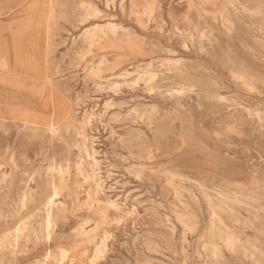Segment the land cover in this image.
I'll list each match as a JSON object with an SVG mask.
<instances>
[{
  "label": "rangeland",
  "instance_id": "obj_1",
  "mask_svg": "<svg viewBox=\"0 0 264 264\" xmlns=\"http://www.w3.org/2000/svg\"><path fill=\"white\" fill-rule=\"evenodd\" d=\"M260 3L0 0V264H264Z\"/></svg>",
  "mask_w": 264,
  "mask_h": 264
},
{
  "label": "bare ground",
  "instance_id": "obj_2",
  "mask_svg": "<svg viewBox=\"0 0 264 264\" xmlns=\"http://www.w3.org/2000/svg\"><path fill=\"white\" fill-rule=\"evenodd\" d=\"M261 4H264V3H260V5ZM262 10V9H261ZM260 11V10H259ZM227 19H229L228 17H227ZM227 19H225V20H227ZM231 20V18L229 19V21ZM228 21V22H229ZM231 22V21H230ZM233 23V22H232ZM111 25H110V28L112 29V39H113V41L114 42H116L117 40H118V36H117V34H116V30H115V27H116V25L113 23V22H111L110 23ZM229 25V24H228ZM227 25V26H228ZM231 26V25H230ZM206 27V26H205ZM233 27V26H232ZM205 30H206V28H205ZM193 32H195V31H192V34L194 35V33ZM201 35V34H200ZM206 35H207V33H206ZM205 34L203 35V36H206ZM92 37V41H93V43L95 44V43H101L100 42V40H99V38L98 39H96L94 36H91ZM204 38V37H203ZM134 39L133 38H129V36L127 35V37L125 38V40H122V41H124V42H132ZM209 40H210V38H209ZM100 51V50H99ZM99 64V63H98ZM104 64V63H103ZM52 104V103H51ZM53 105V104H52ZM15 119V118H14ZM14 119H13V121H14ZM111 119V118H110ZM16 123V122H15ZM102 124V123H101ZM17 125V124H16ZM19 126V125H18ZM119 136V135H118ZM94 161V160H93ZM166 169V168H165ZM9 180V179H8ZM32 181H33V179H32ZM15 183V182H14ZM7 185V184H6ZM9 186V185H8ZM6 187V186H5ZM59 194V192L56 190V192H55V194L52 196V197H50L49 199H48V203H47V205L48 206H52L54 203H55V196H57ZM204 194V193H203ZM220 195H221V192L219 193ZM222 195H224V193L222 194ZM139 197H140V195H139ZM225 198H226V196H225ZM63 199V198H62ZM38 203V202H37ZM146 203V202H145ZM109 204L110 205H112V206H114V205H116L117 206V208H118V205H117V203L115 202V201H111V202H109ZM36 205V204H35ZM208 205H209V208L210 207H212V208H210L211 210H210V215H211V220H210V222H211V228H213L214 226H215V223H216V221L217 220H221L220 219V212H219V210L221 209V204H217V205H215V202L210 198V197H208ZM111 206V207H112ZM115 206V207H116ZM217 206V207H216ZM225 206V205H224ZM115 207H113V208H115ZM135 207V206H134ZM228 208V207H227ZM230 209V208H229ZM221 210H223L224 211V209H221ZM226 210V209H225ZM222 211V212H223ZM20 215V214H19ZM47 236H46V238H47V240H50L51 238H52V229H54V227H55V223H54V221H53V219H52V217H51V214H49L48 215V217H47ZM87 223V221H85L84 223H82L80 226H79V234H85L86 233V229H85V224ZM55 224V225H54ZM28 228V224L27 223H23L21 226H19L17 229H16V234L17 235H20L21 233H23V232H25L26 231V229ZM75 230V229H74ZM56 232V231H55ZM90 237V236H89ZM0 242H1V240H0ZM226 244H228L229 243V241H228V239H227V241L225 242ZM20 245V240H19V238H18V236L16 237V239H15V242H14V244H13V246L14 247H18ZM214 245V244H213ZM215 245H218V244H215ZM214 245V246H215ZM228 245H230V244H228ZM43 247V246H42ZM229 247V246H228ZM105 248H106V244L103 242L101 245H99L98 247H97V251H96V256H95V258H97V259H99L101 256H102V254L104 253V251H105ZM215 248V247H214ZM46 249H48V248H46ZM217 249V248H216ZM206 251V250H205ZM75 252V248L74 249H67L66 247H63V246H59L58 247V252H47V254L45 255V258L44 259H42L41 260V263L42 264H49L48 263V260L51 258H54L55 260H57V262L59 263V264H61V263H63L65 260H67V259H69L70 260V258H71V255L73 254ZM114 252V251H113ZM95 253V252H94ZM206 253V252H205ZM214 254V253H213ZM27 255V254H26ZM203 255H205V254H203ZM253 255V254H252ZM83 256V255H82ZM207 256V255H206ZM215 256V255H214ZM217 257V256H216ZM219 257V256H218ZM217 257V258H218ZM208 257H206L205 258V261L206 260H208L207 259ZM18 260V259H17ZM25 260V259H24ZM53 260V259H52ZM92 260V259H91ZM90 260V261H91ZM20 262H21V260H19ZM201 261V260H200ZM18 262V261H17ZM69 262V261H68ZM67 263V262H66ZM70 263V262H69ZM96 263H97V261H96ZM95 263V264H96ZM20 264V263H19ZM72 264V263H71ZM92 264H94V260L92 261ZM206 264V263H205Z\"/></svg>",
  "mask_w": 264,
  "mask_h": 264
}]
</instances>
